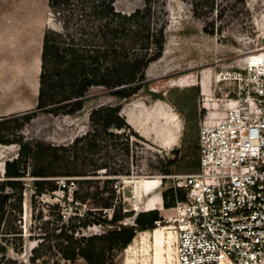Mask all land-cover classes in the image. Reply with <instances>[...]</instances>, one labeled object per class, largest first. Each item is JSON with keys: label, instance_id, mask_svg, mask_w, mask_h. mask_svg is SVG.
Segmentation results:
<instances>
[{"label": "rangeland", "instance_id": "rangeland-1", "mask_svg": "<svg viewBox=\"0 0 264 264\" xmlns=\"http://www.w3.org/2000/svg\"><path fill=\"white\" fill-rule=\"evenodd\" d=\"M152 6V23L165 26V45L162 57L146 70V85L139 93L120 101L103 88L92 87L81 111L71 116L39 112L22 130L29 141L69 144L87 131L91 109L121 104V115L146 140L131 149V155L136 154L133 164L132 156L114 160L131 170L129 177L121 176L116 184L124 210L134 214L145 211L149 198L171 186V179L160 182V166L174 157L172 150H177L184 163L171 167V175L198 170L193 162L198 156L200 122L207 112L223 116V98L238 89L232 72L242 71L251 56L264 53V0H153ZM114 7L131 13L143 9L144 3L116 0ZM61 24L49 0H0V117L35 108L42 37L48 28L60 30ZM8 132L12 134V129ZM17 151V145L0 144V181L4 162L14 159ZM29 172L28 167L22 179L17 223L21 239L13 241L21 249L11 250L10 255L29 264L37 249L35 264H61L59 248L70 228L77 237L101 233L102 228L78 227L69 190L66 195L60 190L34 195V178ZM138 179L154 180L148 194L136 196L134 181ZM163 209L161 216L166 214ZM131 223L132 217L123 221ZM161 224L164 242L160 252L152 238L159 228L155 227L137 232L130 245L114 253L110 264H173L175 234L172 227ZM73 264L86 263L78 258Z\"/></svg>", "mask_w": 264, "mask_h": 264}, {"label": "trees", "instance_id": "trees-1", "mask_svg": "<svg viewBox=\"0 0 264 264\" xmlns=\"http://www.w3.org/2000/svg\"><path fill=\"white\" fill-rule=\"evenodd\" d=\"M115 1L49 0L62 24L60 30L46 29L42 37L35 108L0 117V144L18 147L17 156L4 162L0 181V264H25L10 251L21 249L13 241L21 239L17 223L28 167L34 195L57 190L66 195L69 190L78 227L102 228L101 233L79 237L70 228L60 244L61 264H73L78 258L86 264H110L114 253L130 245L137 232L150 231L162 220L157 209L135 214L124 210L116 182L129 177L131 170L114 160L132 156L133 164L136 154L131 155V149L146 140L121 115V104L91 109L87 131L69 144L33 142L22 134L39 112L71 116L81 111L92 87L103 88L120 101L145 87L146 70L164 51L165 26L151 21L153 0H142L144 8L131 13L117 11ZM172 153L174 157L160 166L162 175H171V167L184 163L177 150ZM193 164L198 167V156ZM161 197L163 208L169 209L184 200V192L169 187ZM130 217L132 223L123 224ZM37 259L33 249L29 264Z\"/></svg>", "mask_w": 264, "mask_h": 264}, {"label": "built area", "instance_id": "built-area-1", "mask_svg": "<svg viewBox=\"0 0 264 264\" xmlns=\"http://www.w3.org/2000/svg\"><path fill=\"white\" fill-rule=\"evenodd\" d=\"M232 73L223 116L200 122L198 170L160 176L184 192L155 222L172 226L173 264H264V64Z\"/></svg>", "mask_w": 264, "mask_h": 264}, {"label": "bare ground", "instance_id": "bare-ground-1", "mask_svg": "<svg viewBox=\"0 0 264 264\" xmlns=\"http://www.w3.org/2000/svg\"><path fill=\"white\" fill-rule=\"evenodd\" d=\"M249 60L251 61V63L253 65L259 66V64H264V53L257 54L255 56H251L249 58ZM151 181L152 180H150V179H138V180L134 181V184L136 185L135 186V194L137 197L141 196L140 191L142 188H144L143 186L149 187ZM136 210H138V208H136ZM161 225L162 224H160L159 226H156V228L157 227H159V228L155 229L153 231V234H152V238H153L154 247H155L156 252L161 251V248H162L163 242H164L163 241V230L164 229L161 227ZM164 225H165L164 227H172L171 224H164ZM174 241H175V239H174Z\"/></svg>", "mask_w": 264, "mask_h": 264}, {"label": "crops", "instance_id": "crops-1", "mask_svg": "<svg viewBox=\"0 0 264 264\" xmlns=\"http://www.w3.org/2000/svg\"><path fill=\"white\" fill-rule=\"evenodd\" d=\"M10 113H12V112L1 114L2 115L1 117L11 115ZM153 185H154V180H152L150 182L149 187L143 186L144 188L141 189L140 194L141 195L148 194L150 189H151V186H153ZM161 205H162L161 192L160 193L157 192V195H156V197L154 199H150L149 198L147 200L144 210L145 211H149V210H153V209L162 210L163 208L161 207Z\"/></svg>", "mask_w": 264, "mask_h": 264}, {"label": "water", "instance_id": "water-1", "mask_svg": "<svg viewBox=\"0 0 264 264\" xmlns=\"http://www.w3.org/2000/svg\"><path fill=\"white\" fill-rule=\"evenodd\" d=\"M3 175V174H2Z\"/></svg>", "mask_w": 264, "mask_h": 264}]
</instances>
